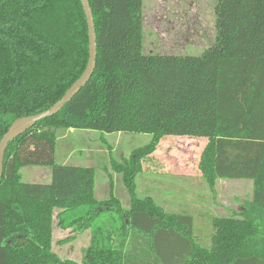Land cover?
Returning a JSON list of instances; mask_svg holds the SVG:
<instances>
[{
  "label": "trees",
  "instance_id": "16d2710c",
  "mask_svg": "<svg viewBox=\"0 0 264 264\" xmlns=\"http://www.w3.org/2000/svg\"><path fill=\"white\" fill-rule=\"evenodd\" d=\"M88 2L91 78L5 150L0 264H264V0H217L213 43L198 56L142 52L143 0ZM88 46L79 0H0V140L15 120L61 100L87 66ZM71 129L151 136L128 160L110 163L128 209L112 178L109 198L98 201L92 168L55 163L57 133ZM165 136L207 140L198 169L208 190L219 180L251 182L244 212L217 218L207 249L194 242L191 216L136 197L140 162ZM28 166L50 168V182H23ZM104 211L116 214L113 223L92 228ZM54 219L61 229H91L80 261L53 252Z\"/></svg>",
  "mask_w": 264,
  "mask_h": 264
},
{
  "label": "rangeland",
  "instance_id": "374dc122",
  "mask_svg": "<svg viewBox=\"0 0 264 264\" xmlns=\"http://www.w3.org/2000/svg\"><path fill=\"white\" fill-rule=\"evenodd\" d=\"M216 2L143 0L142 52L161 56L200 55L214 40ZM68 131L57 133L55 163L92 168L95 172L94 193L99 201L109 198L107 188L109 178H112L114 197L122 209H128L130 196L121 174L113 172L110 163L111 160L117 163L128 160L132 151L145 146L151 136ZM206 143L207 140L202 138L165 136L155 150L141 160V172L135 177L138 199H152L167 214H186L192 217L194 242L203 249L209 248L212 243L214 221L227 217L239 219L238 216L244 212L252 196L250 181L219 180L213 191L207 189L198 169L199 158ZM20 174L22 181L29 184H48L51 180L48 167L28 166L22 168ZM176 185H186L179 186L186 190L177 191ZM56 214L57 210L54 216ZM113 217H116L114 212L100 213L92 228L113 223ZM53 223V252L63 260L80 261L83 250L89 246L91 229H61L57 227L56 219Z\"/></svg>",
  "mask_w": 264,
  "mask_h": 264
},
{
  "label": "water",
  "instance_id": "95a60500",
  "mask_svg": "<svg viewBox=\"0 0 264 264\" xmlns=\"http://www.w3.org/2000/svg\"><path fill=\"white\" fill-rule=\"evenodd\" d=\"M79 1L81 3L86 18V24L88 29L89 57L87 66L80 78L75 83H73V85L65 92L61 100L55 103L50 109L35 116L19 118L11 124L7 132L2 136L0 140V180L2 177L4 154L8 144L11 143L18 136L32 128L40 120L50 118L56 113H58L63 108V106L69 103L74 97V95L77 94L78 91L85 86V84L89 81L92 76V73L95 68L96 59V35L94 29V21L88 0Z\"/></svg>",
  "mask_w": 264,
  "mask_h": 264
},
{
  "label": "crops",
  "instance_id": "0c3cea01",
  "mask_svg": "<svg viewBox=\"0 0 264 264\" xmlns=\"http://www.w3.org/2000/svg\"><path fill=\"white\" fill-rule=\"evenodd\" d=\"M68 132H73V130H69ZM112 185H113V182H112ZM179 186H182V187H185L186 185H176L175 186V188H177V191H184V190H186L185 188L183 189L182 187H179ZM107 189H109V194H110V183H109V188H107ZM164 190H166L165 188H164ZM95 192V191H94ZM94 196H95V193H94ZM96 198V197H95ZM97 200V199H96ZM99 201V200H98ZM102 201V200H101Z\"/></svg>",
  "mask_w": 264,
  "mask_h": 264
}]
</instances>
